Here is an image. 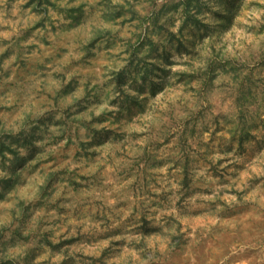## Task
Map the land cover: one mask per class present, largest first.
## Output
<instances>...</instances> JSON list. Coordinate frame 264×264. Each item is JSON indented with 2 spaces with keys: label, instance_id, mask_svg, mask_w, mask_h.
Wrapping results in <instances>:
<instances>
[{
  "label": "rangeland",
  "instance_id": "1",
  "mask_svg": "<svg viewBox=\"0 0 264 264\" xmlns=\"http://www.w3.org/2000/svg\"><path fill=\"white\" fill-rule=\"evenodd\" d=\"M0 264H264V0H0Z\"/></svg>",
  "mask_w": 264,
  "mask_h": 264
}]
</instances>
